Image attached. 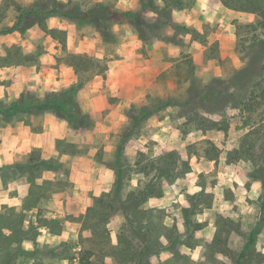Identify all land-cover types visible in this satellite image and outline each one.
Returning <instances> with one entry per match:
<instances>
[{"label": "rangeland", "instance_id": "374dc122", "mask_svg": "<svg viewBox=\"0 0 264 264\" xmlns=\"http://www.w3.org/2000/svg\"><path fill=\"white\" fill-rule=\"evenodd\" d=\"M56 1L66 5L60 8L64 11L78 7L85 12L102 3L134 15L106 29L97 21L79 24L58 15L44 19L35 14L24 17L16 31L3 33L17 23L20 6L49 12ZM145 1L162 10L172 0H161V5L159 0ZM174 1L186 9L193 2H223ZM119 2H139L140 7L123 11L116 7ZM224 2L238 9L229 8L233 11H227L223 22L204 24L195 33L184 22L201 21L197 9L184 14L171 7L168 17L175 11L172 20L177 24L173 26L164 14L142 9L140 0H0V128H4L0 131V156L3 160L16 154L22 157L17 165L1 167L0 174L7 182L24 175L31 186L23 210L17 211L8 197H2L7 203L0 211V264H80L81 247L95 252V264H264V184L258 175L264 166V0ZM214 11L210 15L217 16ZM50 30L56 32L50 34ZM221 31L235 38L234 59H219L220 44L206 40ZM187 32L209 49L197 58L198 65L189 45L183 43ZM133 35L140 40L162 38L167 44H181L182 51L169 58L163 49L162 73L154 80L151 58L144 48L132 51L128 46ZM91 49L95 50L88 53ZM137 53H143V58ZM72 54L88 55L96 62L90 71L76 74L68 67ZM103 65L107 71L98 75ZM238 71L243 77L234 85ZM81 83L84 87L77 89ZM34 99L51 107L32 109ZM168 101L178 105L141 121L143 114ZM13 106L19 111L7 112ZM82 114L90 118L84 119ZM69 115L77 119L71 120ZM216 125L227 130L205 133L200 129ZM20 126L21 133L31 128L42 134L33 137L34 143L40 140L51 145L57 139L56 159L44 160L46 147H33L31 141L9 136L12 127ZM172 151L189 162L191 170L170 184L159 180L157 184L166 189L164 197L133 214L147 246L139 244L142 240L135 236L134 224L122 210L101 224L99 231L107 227L110 234L107 243L84 229V220L92 224L99 219L97 211L94 218L85 219L87 210L96 197L113 190L119 168L124 170L120 194L128 204L156 175L153 171L147 176L140 169ZM142 158L144 163L138 167ZM185 169L176 168L179 175ZM203 189V197L198 198ZM53 194L67 203L69 199L73 213L51 219L47 205ZM191 200L200 204L193 220L204 224V229L193 235L185 232L182 216ZM37 207L38 214L33 211ZM43 225L55 236H44L47 232L38 229ZM252 233L257 245L255 251L248 252L255 256L247 261L240 255ZM39 235L50 245L26 251L23 241ZM139 246L145 251L142 255L137 253Z\"/></svg>", "mask_w": 264, "mask_h": 264}, {"label": "trees", "instance_id": "16d2710c", "mask_svg": "<svg viewBox=\"0 0 264 264\" xmlns=\"http://www.w3.org/2000/svg\"><path fill=\"white\" fill-rule=\"evenodd\" d=\"M141 1V5H142V9H150L151 11L158 13L159 15L164 14V16H166V18L168 17V15H170L169 10H171L172 8H177V9H184V7L178 6L177 2H175L174 0L166 2V6L165 8L161 9H155L154 7H149V4L145 1V0H140ZM224 5L227 6L228 8L231 9H238L237 6H235V8H233L232 6H230L228 4V2H224V0H222ZM19 7V6H18ZM66 5L60 2H55L54 3V8L53 10L49 11V12H45V11H41V12H35L33 10H30L28 8H24L23 6L19 7V17L17 20V23L11 27L8 28L7 30H5L3 33L8 34V33H12L14 31L17 30L18 26L20 24L23 23L24 17L26 16H30V15H41L43 16L44 19H47L50 15H58L61 16L65 19L77 22L79 24H87L91 21H97L101 24V26H103V28L109 29L113 24L115 23H123L125 21V19H129L130 17H133L134 13L133 12H121L117 9H115L114 7L110 6V5H105L102 3H96L94 5V7L88 9L87 11H82L80 8L78 7H74L73 9H71L70 11H64L61 10L60 8H65ZM240 9V8H239ZM254 11V9H253ZM168 20H170V23L173 24V26L177 25L174 24L172 18H170V16L168 17ZM178 28V27H177ZM45 31H49L47 29V27L45 28ZM50 34L51 33H55L56 30H50ZM190 33V32H188ZM197 33V32H195ZM194 36V34H193ZM106 39V38H105ZM142 39V37H141ZM105 41H108L107 39ZM63 44V43H61ZM70 59H72L71 62H69V67L73 68L76 74H80L81 72H88L90 71V68L92 66V64H94L93 62H96L93 58H91L88 55H82V54H72L71 56H69ZM98 65L102 66L101 62H97ZM88 64L89 67L86 68V65ZM107 71V66L102 67V69L100 71H98V75H104L105 72ZM96 75V74H95ZM243 72L242 71H238L236 73V75L234 76L235 79L233 81V84L235 85L237 83V80L239 79V77H243ZM217 81V80H216ZM219 82H221V80H219ZM83 84H79L78 86H76L77 89H81L83 88ZM74 89V88H73ZM264 96V95H263ZM35 103L32 104L31 108H39L42 107L44 109H47L49 107H51V104H37L36 103V99H34ZM40 103H43L41 101H39ZM203 103V102H202ZM33 105H35L33 107ZM39 105V106H38ZM178 105L174 102L168 101L166 103H164L162 106L160 107H156L154 108L151 112L145 113L141 116V121L147 119L150 115H152L153 113H156L158 111H161L163 108L166 107H172ZM186 105H188V103H186ZM205 105H202L200 108L205 109ZM66 109V107H65ZM19 111V108H16L15 106L8 108L7 112L11 113V112H16ZM1 112V110H0ZM84 116V119L90 118L89 115L87 114H82ZM71 120H76L77 117H73V116H68ZM201 120H204V118H200ZM201 125H202V121H201ZM202 127V126H201ZM201 130H203V132H208V130H215V129H221V130H227L226 128H218V126H214L213 128H200ZM123 146L120 148L119 153H121L123 151ZM218 157V156H217ZM215 157V158H217ZM240 158V157H239ZM214 159V158H211ZM143 160L144 158H142L141 160H139L137 162V166L138 167H142L143 165ZM230 162H232V160H230L228 163L231 164ZM120 163V161H119ZM179 165L181 167H185L186 169L181 173V175L178 174V171L176 170L177 167H179ZM260 170H258V175L259 178L263 181L264 184V166H260L259 168ZM144 174H146L147 176L155 171L156 175L153 179L150 180L149 184L143 189L140 190L136 196H132L133 198L129 201L128 204H125L126 202H124L121 198V189L123 188V168H119L118 169V177L116 179V182L114 184V188L111 192L109 193H103L102 195H100L99 197H96L94 199V203L91 207H89V209L87 210V215L85 217H92L93 213L97 211V215L99 216V219L95 220L92 222V224L87 223L85 220L83 222V226L84 229L86 228L87 231L92 235V236H96L98 239H102L105 243H107V241H109L110 238V234L108 232V228L104 227L101 231V224L102 222L107 223L109 217L111 216L112 213L117 212V210H122L125 214V216L127 217V221H129L130 224H134L133 226V231L135 233L136 237L141 238L142 242H140L139 244H145L146 245V240L144 238V236L141 234V231L138 230L135 226V224H137V222L134 219L133 214L136 212V210L140 209L143 205L147 204L148 201L150 199L153 198H162L164 196V190H165V186L163 185L162 187L160 185L157 184V182L159 180H165L167 183H173L176 179L178 178H182L185 175H187L191 168H190V163L187 162L186 160H183L180 156V154L178 152H169L167 154H165L163 157L161 158H157L156 160H151L148 164H146V166H143L140 169ZM159 183V182H158ZM136 192L132 193L133 195ZM204 195V189L203 191L200 193V195H198V198L203 197ZM107 199H110L109 201H107ZM116 202H119L120 206H116ZM190 207L188 208H183V217H184V221H185V226L187 228V234L193 235L195 234L197 231H200L203 228V224L193 220V215L198 213L199 211V205L195 204V201L190 202ZM125 205V206H124ZM118 207H120L119 209H117ZM193 209H192V208ZM111 210L110 214H107V210ZM103 211V212H102ZM99 212H101V214H99ZM200 212V211H199ZM94 218V216H93ZM264 219V218H263ZM144 227H141V229ZM219 238V235L216 237L215 240H217ZM99 239V240H100ZM119 243L122 244L123 243V237L119 240ZM217 242H215L216 244ZM256 245H257V240H256V234L252 233L249 237L248 243L245 246V250L242 251L240 257L241 259L247 260L248 259L252 260L253 257L255 256V254L253 253L252 255L248 254L249 251H255L256 250ZM147 246V245H146ZM82 248V254L79 257V262L80 264H95L92 260L93 256H95V252L92 251L91 249H87L85 247H81ZM137 253H139L140 255H142V253H144V249L137 247ZM259 255H256V257H258ZM260 259V256H259ZM258 259V260H259ZM261 259L264 261V257L262 256ZM101 264H105V263H101Z\"/></svg>", "mask_w": 264, "mask_h": 264}, {"label": "crops", "instance_id": "0c3cea01", "mask_svg": "<svg viewBox=\"0 0 264 264\" xmlns=\"http://www.w3.org/2000/svg\"><path fill=\"white\" fill-rule=\"evenodd\" d=\"M121 3V4H120ZM157 3L159 5H161L163 3V1L159 0L157 1ZM193 2V4L189 7V8H184V9H179L180 12H183L185 14V12H187L188 10H193V9H197V11L199 12L201 21L199 20L198 22L191 24L189 22V20H186L184 22V25L186 27H192L193 30H195V32H200L202 30V27L205 25H217L220 24L221 22H223V19L225 17V15L227 14V11H233L231 9H229L227 6L224 5L223 2ZM116 7H118L119 9H122L123 11H125L126 9H138L140 7L139 2H119ZM209 9V10H208ZM213 9L215 10L214 12L217 14V16H212L210 15V12L213 11ZM214 17V18H213ZM172 18L175 19V11L172 12ZM182 38L184 39L185 44L189 45V53L192 55L193 61L195 64L198 65V61L197 58L199 56H203L204 53H208L209 49L208 48H203V43H201V41L199 39H196L195 36H193V33H186L185 36H182ZM133 39V44L129 43L128 46H132L133 48L131 49L132 51L135 49L140 48H144L145 52L147 53V55L151 58L149 63H152V66L150 67L151 69V77L154 78V80H156L158 78V76L161 75L162 73V60L160 58V55L163 51V49L165 48L166 51L169 52V58L172 57H177L180 53H181V44L180 45H176L174 43H169L167 44L166 42H164L163 40H161L160 38H155V40L153 41H146V40H140L136 35H133L132 37ZM206 40L209 41L208 44L214 43V42H218L220 44V52H219V59L221 60H229V59H234V54H235V38L234 36H225L223 34V31H221V33H214L213 36L209 35L206 37ZM214 41V42H212ZM95 48V47H93ZM95 49H91L88 51V53H92ZM177 51V52H176ZM177 53V54H176ZM138 55V53H137ZM143 58V53H141L140 55ZM122 63H127L126 60H121ZM69 67V66H68ZM71 68V67H70ZM69 68V69H70ZM73 69V68H71ZM74 70V69H73ZM75 72V71H74ZM108 73V72H107ZM149 76V77H150ZM38 88V87H37ZM23 126L20 127H12L11 128V133L9 136H13V138L16 139H24V142L26 143V141L29 143L31 141V143L33 142V137L36 136H41L42 134H36L35 131H33L31 128H27L29 130V132H25L23 131L22 133L21 128ZM26 129V127H24ZM4 130V128H0V131ZM27 133H30L31 135H28ZM52 133V132H49ZM5 134V133H4ZM35 135V136H34ZM48 135H52V134H48ZM5 136H7L5 134ZM0 137H1V133H0ZM17 143H19V145L21 144L20 141H17ZM34 143V142H33ZM17 145V146H19ZM48 145V146H47ZM33 147H38V148H44V151L47 152L46 156L44 155V160L46 161H50L53 159H56V157L59 155V151H58V147H57V139H55L54 143L50 145V143H43L41 144L40 140L39 142H35ZM32 145L29 146V148H33ZM1 148V147H0ZM16 147L14 148L15 151ZM2 149H0V155ZM25 154V153H23ZM22 154V155H23ZM27 154V153H26ZM22 157H20V155H15V157L13 159L10 158H6V160H3L2 157L0 156V168L4 167L5 165H17L19 163V161H21ZM23 175V174H21ZM7 177H5V175L2 173V175L0 174V211L2 210V205L4 203H7L6 200H4L2 197H8L9 201L8 203L11 204V206H15L17 208V211L23 210L25 205V202L29 199L30 195H31V186L29 184V180L26 176H21L20 178H13L10 179L7 182ZM5 182H7V187H3V185L5 184ZM2 187H3V191H2ZM166 190V189H165ZM102 195V194H100ZM165 195V194H164ZM164 197V196H163ZM162 197V198H163ZM161 198H153L150 199L148 202H152L154 200H159ZM70 201L68 199V203L65 202V199H63L59 194H53L52 200L51 202L47 205V214L49 216H51L52 218H61L65 215H69L66 213H73L70 210V206L69 205ZM33 211L38 214L39 213V208H34ZM35 214V215H36ZM183 216V215H182ZM34 220H36V217L34 218ZM174 222V221H173ZM200 223V222H199ZM203 224V223H201ZM168 225V224H167ZM184 225H185V221H184ZM45 226V227H44ZM25 229H28L27 226H25ZM186 228V226H185ZM39 231H41L42 233H45L44 236L46 237H54L55 235L51 234V228L43 225L42 227L39 226L38 227ZM204 229V224H203V228L200 230L202 231ZM187 231V228H186ZM185 231V232H186ZM199 232V231H197ZM196 232V233H197ZM46 237H43L42 235L37 236L35 239L33 240H26L23 241V245L25 246V250L26 251H34L36 250V248L40 247L41 245H50L49 241L46 242L45 239ZM45 241V242H44ZM80 249V248H79Z\"/></svg>", "mask_w": 264, "mask_h": 264}]
</instances>
